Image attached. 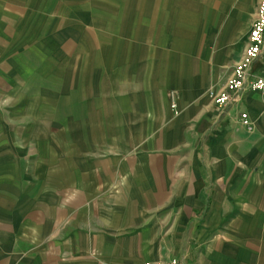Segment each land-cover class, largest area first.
<instances>
[{
    "label": "crops",
    "instance_id": "0c3cea01",
    "mask_svg": "<svg viewBox=\"0 0 264 264\" xmlns=\"http://www.w3.org/2000/svg\"><path fill=\"white\" fill-rule=\"evenodd\" d=\"M259 1L132 7L96 39L0 0V264H264V95H210Z\"/></svg>",
    "mask_w": 264,
    "mask_h": 264
},
{
    "label": "rangeland",
    "instance_id": "374dc122",
    "mask_svg": "<svg viewBox=\"0 0 264 264\" xmlns=\"http://www.w3.org/2000/svg\"><path fill=\"white\" fill-rule=\"evenodd\" d=\"M73 1V4L70 3ZM187 1V0H186ZM192 2L193 0H188ZM48 4H45L47 3ZM178 0H42L44 6H55L58 15V32L65 34L66 25L73 22H88L90 23L88 29L89 37L98 39V32L96 28L102 24V31L100 37L108 38L109 31L115 29L119 33L129 30V21L131 17L135 19L137 16L131 14L130 8L134 7L140 13V7H175ZM254 8L244 16V20L254 18ZM136 14V13H135ZM140 16V14H139ZM142 16V15H141ZM144 17V16H142ZM124 25V27H123ZM251 26V25H250ZM78 28L77 25L74 26ZM122 28V30H121ZM64 30V31H63ZM76 32V31H75ZM76 49V47H75ZM104 49V48H103ZM231 67H225L218 83L215 85V91H219L225 84L226 78L229 75ZM212 88V90H214ZM217 89V90H216ZM251 122V121H250ZM251 126L253 124L251 123Z\"/></svg>",
    "mask_w": 264,
    "mask_h": 264
},
{
    "label": "built area",
    "instance_id": "2783aa9c",
    "mask_svg": "<svg viewBox=\"0 0 264 264\" xmlns=\"http://www.w3.org/2000/svg\"><path fill=\"white\" fill-rule=\"evenodd\" d=\"M264 54V0L257 5L255 17L247 34L242 54L229 71L224 86L219 90H211L214 104L226 109L240 102L242 94L254 91L264 95V77L257 75L255 63ZM241 123L251 130V122L246 112L239 114ZM149 264H180L175 258Z\"/></svg>",
    "mask_w": 264,
    "mask_h": 264
}]
</instances>
